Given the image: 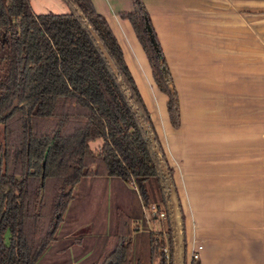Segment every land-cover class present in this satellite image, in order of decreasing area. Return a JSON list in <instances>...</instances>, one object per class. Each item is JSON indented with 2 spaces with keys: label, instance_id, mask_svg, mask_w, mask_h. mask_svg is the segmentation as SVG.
<instances>
[{
  "label": "trees",
  "instance_id": "trees-1",
  "mask_svg": "<svg viewBox=\"0 0 264 264\" xmlns=\"http://www.w3.org/2000/svg\"><path fill=\"white\" fill-rule=\"evenodd\" d=\"M62 1L65 13H34L28 0H0V264H35L54 240L72 187L88 176L132 181L147 208L152 178L158 203L151 217L160 228L148 233V264H185L172 169L121 48L91 0ZM131 3L119 16L175 127L169 70L142 1ZM116 216L115 232L89 264H130L131 220Z\"/></svg>",
  "mask_w": 264,
  "mask_h": 264
},
{
  "label": "crops",
  "instance_id": "crops-1",
  "mask_svg": "<svg viewBox=\"0 0 264 264\" xmlns=\"http://www.w3.org/2000/svg\"><path fill=\"white\" fill-rule=\"evenodd\" d=\"M141 1L176 94L175 127L168 119L166 95L154 84L129 22L119 16L132 10L131 0L91 3L121 48L171 166L183 219L185 264L197 246V264H264V123L258 106L264 84V0ZM141 206L156 220L151 204ZM118 209L111 234L109 226L98 234L93 227L80 233L63 230L68 257L38 264H79L93 252L87 237L94 235L104 237L96 259L116 230ZM147 218L148 252V233L160 223L154 229ZM131 226L133 231L138 227L132 221Z\"/></svg>",
  "mask_w": 264,
  "mask_h": 264
},
{
  "label": "rangeland",
  "instance_id": "rangeland-1",
  "mask_svg": "<svg viewBox=\"0 0 264 264\" xmlns=\"http://www.w3.org/2000/svg\"><path fill=\"white\" fill-rule=\"evenodd\" d=\"M31 9L34 13H65L67 6L62 0H28ZM244 6V5H243ZM248 6V5H246ZM245 8V7H244ZM262 9V8H260ZM251 14L249 11L244 12ZM260 13H264L263 10ZM264 16L263 14L261 17ZM264 18V17H263ZM261 18V25L264 24V19ZM261 60L264 63L263 55ZM3 69L0 66V74ZM260 97L258 106L260 108V122L264 123V84L260 85ZM255 106V101H254ZM2 143V125L0 124V145ZM100 143V139H96L90 143L94 148ZM148 192L149 202L152 206L158 203V193L155 189V184L152 178H149L145 183ZM119 208L121 212L128 215L131 221L137 224V229L132 233V247L130 252V264H148L147 252V232L148 222L152 219L146 209H143L139 196L134 188L132 181L122 180L118 177H83L81 178L72 189V198L68 202L67 207L63 213L62 221L59 223L54 234L55 240L49 243L45 251L38 258V263L43 262H58L68 257V252L63 251L69 242L62 236V231L66 229L78 230V233L89 230L92 228L95 234L104 232L107 227V234H111L114 230V210ZM142 208V211H141ZM163 217V216H161ZM154 221V222H152ZM154 229H158L157 220H152ZM112 223V225H111ZM147 224V225H146ZM77 233V234H78ZM104 237H97L96 235L87 237L88 242L94 248L93 252L86 256L79 264H89L93 262L97 256V245ZM75 240L74 237L70 239ZM99 250V249H98Z\"/></svg>",
  "mask_w": 264,
  "mask_h": 264
},
{
  "label": "built area",
  "instance_id": "built-area-1",
  "mask_svg": "<svg viewBox=\"0 0 264 264\" xmlns=\"http://www.w3.org/2000/svg\"><path fill=\"white\" fill-rule=\"evenodd\" d=\"M150 213L153 215V214H155V208H154V206H152L151 205V207H150ZM159 215V217H161L162 216V213H159L158 214ZM199 247L197 246L196 247V249H198ZM196 249L192 252V254H191V260H193V261H196L197 260V251H196ZM163 251H165V249L163 248ZM190 264V263H189Z\"/></svg>",
  "mask_w": 264,
  "mask_h": 264
}]
</instances>
